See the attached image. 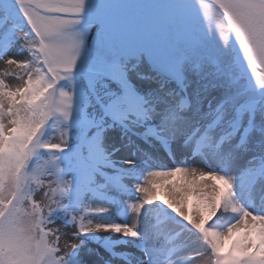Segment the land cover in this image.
Masks as SVG:
<instances>
[{"label":"snow or ice","instance_id":"obj_1","mask_svg":"<svg viewBox=\"0 0 264 264\" xmlns=\"http://www.w3.org/2000/svg\"><path fill=\"white\" fill-rule=\"evenodd\" d=\"M0 61V264H264V0H0Z\"/></svg>","mask_w":264,"mask_h":264},{"label":"rangeland","instance_id":"obj_2","mask_svg":"<svg viewBox=\"0 0 264 264\" xmlns=\"http://www.w3.org/2000/svg\"><path fill=\"white\" fill-rule=\"evenodd\" d=\"M7 58H8V57H5V59H7ZM4 67H5V65L3 64L2 61H0V69H3ZM6 82L9 84L10 87H15V86L19 83V81H16V80H13V79H7ZM53 142H56V141L54 140ZM179 159H180V157L178 156L176 162H178ZM163 163L167 164L168 166H172V165L174 164L173 161L168 160L167 158H164V159H163ZM189 163H193V161H189ZM195 163L197 164V166L199 165V162H198V161L195 162ZM204 170L207 171V169H204ZM254 197H255V202L258 204V203H259V193H258V192H257V193H254ZM37 199H39V196L37 197ZM103 207L106 208V207H108V205L103 204ZM178 219H179V217H178ZM70 229H71V228L68 229V230H69V233H70ZM71 231H72V229H71ZM71 242H73V243H79L78 240H73V241H71ZM61 243H62V241L60 242V245H61ZM61 248H62V247H61ZM62 249H63V248H62ZM190 251H202V249H200V248H195V249H192V250H190ZM61 254H63V252H62ZM193 264H197V262H196V261H193Z\"/></svg>","mask_w":264,"mask_h":264},{"label":"bare ground","instance_id":"obj_3","mask_svg":"<svg viewBox=\"0 0 264 264\" xmlns=\"http://www.w3.org/2000/svg\"><path fill=\"white\" fill-rule=\"evenodd\" d=\"M198 166H199V165H198ZM92 207H93V208L103 207V204H95V205H93ZM64 231H68V232H69L68 229H64ZM70 233H71V229H70ZM98 235L104 236V235H109V233L100 232V233H98ZM61 241H62V243H61V247L63 248V245H64V238H63V237L61 238Z\"/></svg>","mask_w":264,"mask_h":264}]
</instances>
